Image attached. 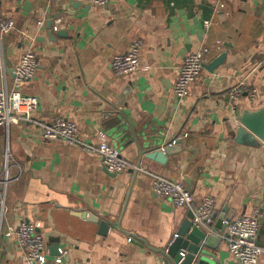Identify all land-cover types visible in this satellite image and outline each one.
Segmentation results:
<instances>
[{
  "label": "crops",
  "instance_id": "1",
  "mask_svg": "<svg viewBox=\"0 0 264 264\" xmlns=\"http://www.w3.org/2000/svg\"><path fill=\"white\" fill-rule=\"evenodd\" d=\"M0 18L15 21L1 39L0 87L13 89L15 67L32 50L38 66L21 90L40 99L32 119L0 125V175L11 179L0 183V264H27L12 233L23 220L41 223L46 264H163L159 250L207 195L217 203L214 224L226 207L234 217L260 211L264 264V141L237 140L238 115L264 105V0H0ZM136 41L141 71L115 73L114 55ZM205 46V64L225 56L178 97L186 55ZM243 81L257 96L233 100ZM58 118L74 121L86 142L104 137L142 169L115 172L98 153L44 137ZM178 140L164 162L147 157L153 145ZM154 174L183 182L193 205L156 195ZM90 213L110 223L105 234ZM212 228L221 237L209 248L215 263L240 264L226 231Z\"/></svg>",
  "mask_w": 264,
  "mask_h": 264
},
{
  "label": "built area",
  "instance_id": "2",
  "mask_svg": "<svg viewBox=\"0 0 264 264\" xmlns=\"http://www.w3.org/2000/svg\"><path fill=\"white\" fill-rule=\"evenodd\" d=\"M96 5H105L112 0H89ZM208 25L209 22L206 21ZM15 28L12 18H0V47L2 36ZM141 43L136 41L128 52L116 54L112 59V67L115 73L120 75L136 74L142 69L140 61ZM210 53L209 47H202L198 51L186 55L175 83V93L178 97H185L190 92V86L202 71ZM264 65V59L261 61ZM38 66L35 52L29 50L24 53L21 61L15 67V81L13 89L7 85L0 87V125L9 127L21 120L32 119L33 114L39 108L40 99L36 95L25 94L21 87L31 79ZM245 91L255 98L258 94L256 89H249L243 81L231 90V98L236 100ZM42 135L51 139H63L71 145H79L89 152L98 153L106 166L115 172L125 171L129 168L142 169L141 166L131 163L125 159L119 149L104 137L98 145L86 142L78 128V125L69 119L58 118L52 123L45 125ZM153 190L158 196L169 198L177 207L192 206L195 196L192 190L183 182L174 181L169 178L154 174ZM11 181L9 174L0 183L7 185ZM216 199L205 196L195 207L193 224L212 231L214 213L216 211ZM260 211L254 213H242L234 217L226 226L225 233L228 239L229 250L240 264H257L259 261L261 247L258 243L260 229ZM41 223L23 220L12 229L18 243L24 249V259L27 264H46L49 260V246L44 233L40 230ZM131 240L132 237H129ZM62 249L56 258L62 261Z\"/></svg>",
  "mask_w": 264,
  "mask_h": 264
},
{
  "label": "water",
  "instance_id": "3",
  "mask_svg": "<svg viewBox=\"0 0 264 264\" xmlns=\"http://www.w3.org/2000/svg\"><path fill=\"white\" fill-rule=\"evenodd\" d=\"M224 56L225 54L221 55L213 63L204 64V66L209 70L215 69ZM238 121L241 123L237 135L239 142H253L256 139L255 137L264 141V105L255 109H244L238 115ZM179 143L180 141L178 140L174 144L170 143L163 148L160 145H153L154 148L150 149L146 155L151 159L164 162L167 154L175 150L177 148L175 145ZM225 212L226 214L222 215L223 219L219 218L215 224L213 223V225L224 231L235 215L233 210H228L227 207ZM193 217L194 214L192 213L184 219L173 241L159 250L163 264H216L209 248L218 247L217 244L221 242V237L213 233L209 234L204 228L194 225ZM89 218L100 222L103 228L101 233L105 234L107 232L110 225L107 220L100 219L99 216L93 213L89 214ZM216 218L217 213H214V219ZM54 248L59 252L58 243L54 245Z\"/></svg>",
  "mask_w": 264,
  "mask_h": 264
}]
</instances>
